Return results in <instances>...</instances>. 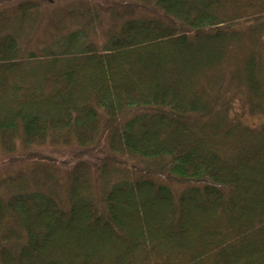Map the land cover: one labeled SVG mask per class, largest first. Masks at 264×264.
Masks as SVG:
<instances>
[{
	"label": "trees",
	"instance_id": "16d2710c",
	"mask_svg": "<svg viewBox=\"0 0 264 264\" xmlns=\"http://www.w3.org/2000/svg\"><path fill=\"white\" fill-rule=\"evenodd\" d=\"M105 2L0 9V264H264V0Z\"/></svg>",
	"mask_w": 264,
	"mask_h": 264
},
{
	"label": "rangeland",
	"instance_id": "374dc122",
	"mask_svg": "<svg viewBox=\"0 0 264 264\" xmlns=\"http://www.w3.org/2000/svg\"><path fill=\"white\" fill-rule=\"evenodd\" d=\"M19 0H0V9L6 8L11 6L12 4L18 2ZM41 3L42 6V15L43 19L41 21V24L38 28V30L33 35L32 39L27 44L20 43V47L22 49H25L26 51L29 49H35L39 50V48L45 46V44L50 40V43L52 42V39L57 36L56 31L52 29L47 28V22L49 19L50 13L55 8H64L66 5H68L71 2H85L89 3L94 7V10L98 17V29H97V35H94V40L99 43L100 45L105 42L106 36V26L108 24V11L106 9V0H38ZM51 33H53V36H51ZM49 43V44H50ZM257 120H259L257 118ZM256 119L248 118V122L251 124H255ZM48 153V151H46ZM45 152V153H46ZM52 153V152H50ZM57 160L56 162L60 163L61 159H65L68 157L67 154L60 153V152H54L53 153ZM31 158L24 157V154L18 153L13 157H6V156H0V174L6 170V169H19L23 166H29L31 163ZM66 169V166H63L61 168L62 172Z\"/></svg>",
	"mask_w": 264,
	"mask_h": 264
}]
</instances>
